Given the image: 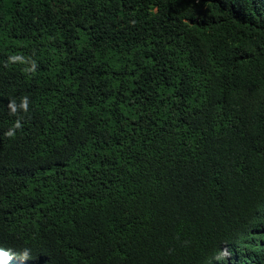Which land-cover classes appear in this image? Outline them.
Masks as SVG:
<instances>
[{
    "label": "trees",
    "instance_id": "1",
    "mask_svg": "<svg viewBox=\"0 0 264 264\" xmlns=\"http://www.w3.org/2000/svg\"><path fill=\"white\" fill-rule=\"evenodd\" d=\"M0 264H264V0H0Z\"/></svg>",
    "mask_w": 264,
    "mask_h": 264
},
{
    "label": "clouds",
    "instance_id": "2",
    "mask_svg": "<svg viewBox=\"0 0 264 264\" xmlns=\"http://www.w3.org/2000/svg\"><path fill=\"white\" fill-rule=\"evenodd\" d=\"M18 256L21 260H28L30 259V250L29 249H24L20 253H12L11 250H8L7 252L0 250V261H2L5 257L7 256Z\"/></svg>",
    "mask_w": 264,
    "mask_h": 264
}]
</instances>
